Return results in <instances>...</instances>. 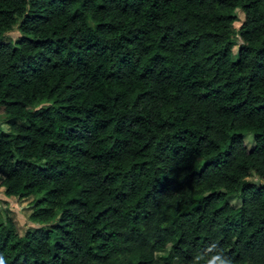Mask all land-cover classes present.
I'll list each match as a JSON object with an SVG mask.
<instances>
[{"label": "trees", "instance_id": "obj_1", "mask_svg": "<svg viewBox=\"0 0 264 264\" xmlns=\"http://www.w3.org/2000/svg\"><path fill=\"white\" fill-rule=\"evenodd\" d=\"M0 106L6 264H264V0H0Z\"/></svg>", "mask_w": 264, "mask_h": 264}, {"label": "rangeland", "instance_id": "obj_2", "mask_svg": "<svg viewBox=\"0 0 264 264\" xmlns=\"http://www.w3.org/2000/svg\"><path fill=\"white\" fill-rule=\"evenodd\" d=\"M234 14H235V20L231 23L233 39L235 41V44L232 47V52L234 55L233 58L236 57L237 49L239 47L238 44L241 43V40L239 39L238 36V28L241 25L244 18V14L242 10L239 8H236L234 10ZM18 36H20V32L16 28H14L10 32L6 33V40H15ZM47 104L48 103H39L37 105L31 106L30 108L32 110H36ZM9 123L10 120L5 116V114L3 113L2 106H0V132L9 131L10 129ZM243 142L247 150H251L254 145L252 134L250 133L245 134ZM201 164H202V160L201 159L197 160L196 166L199 167ZM249 179L255 181L259 180L256 176H251ZM1 180L2 177L0 176V216L2 218L9 217L13 219L17 224V228L20 234H23L26 230L33 231L38 227L48 228L51 225V223H49V225L48 224L39 225L38 223L31 222L29 219V214L32 210L33 197L29 196L26 198H18L15 196H6L4 194V188L1 187ZM261 182H264V180H261ZM228 202L232 206L238 207L240 205V198L237 195H230L228 197ZM169 255H170L169 247H167L164 250H159L155 253L156 258L162 261H167L169 259Z\"/></svg>", "mask_w": 264, "mask_h": 264}, {"label": "clouds", "instance_id": "obj_3", "mask_svg": "<svg viewBox=\"0 0 264 264\" xmlns=\"http://www.w3.org/2000/svg\"><path fill=\"white\" fill-rule=\"evenodd\" d=\"M206 253H212L210 257H206ZM233 264L230 257L225 255L222 250L218 249L216 243L210 244L203 253H199L194 257V264ZM0 264H6L3 256H0Z\"/></svg>", "mask_w": 264, "mask_h": 264}, {"label": "water", "instance_id": "obj_4", "mask_svg": "<svg viewBox=\"0 0 264 264\" xmlns=\"http://www.w3.org/2000/svg\"><path fill=\"white\" fill-rule=\"evenodd\" d=\"M255 183H256L257 185H259V184L261 183V180H260V179H259V180H256Z\"/></svg>", "mask_w": 264, "mask_h": 264}]
</instances>
